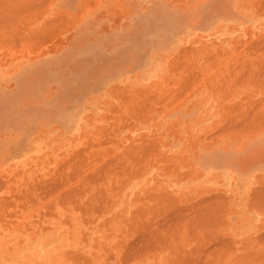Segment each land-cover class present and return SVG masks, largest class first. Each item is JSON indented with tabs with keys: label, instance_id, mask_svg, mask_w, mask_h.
Segmentation results:
<instances>
[{
	"label": "rangeland",
	"instance_id": "obj_1",
	"mask_svg": "<svg viewBox=\"0 0 264 264\" xmlns=\"http://www.w3.org/2000/svg\"><path fill=\"white\" fill-rule=\"evenodd\" d=\"M33 1L0 0V264H113L181 186L257 189L264 0Z\"/></svg>",
	"mask_w": 264,
	"mask_h": 264
},
{
	"label": "crops",
	"instance_id": "obj_2",
	"mask_svg": "<svg viewBox=\"0 0 264 264\" xmlns=\"http://www.w3.org/2000/svg\"><path fill=\"white\" fill-rule=\"evenodd\" d=\"M218 178L219 177L217 175L208 174V175H204L202 177V180H200L197 183V185L181 186L175 193L178 195L179 197L178 199H181L186 204H188L187 206L178 209L177 214L180 215V219L182 220H179L178 224L176 222H172L174 225L171 222H169L167 224L168 226L166 225L164 227L165 229L163 228V231L164 230L165 231L163 233L162 238H154V239L152 238L153 240H151V238H146V239L140 238V239L132 240L130 245L132 249H134L133 247H136L138 249L137 246H139L140 244H141L140 246L142 247L140 246L139 247L143 248L145 244L147 245V241L149 239L151 241L155 240L154 241L155 246H152L153 242H149L152 243L151 244L152 247L148 249V247H150L149 245L147 247V251L145 250L146 248L144 247L145 249H143V251L145 252V254L143 251H141V253L143 252V255L141 256L140 253H138L139 250L131 249L132 251L130 250V252L134 254L130 253L131 254V255L129 254L130 257L127 256L128 258L126 256H125L126 258L125 257L118 258L117 256H115L113 260V264H126L125 261L127 262V259H128L127 264H198V263L200 264L202 261L203 262L206 261V264H210V263L211 264H264L263 261L264 253H262L264 252V237H262L264 236V205L262 206V202L264 201V199H262L264 198V191H263L264 173L256 175V180L253 181L257 183L256 191L254 189L252 190L251 188L242 187L240 189L238 188V186L234 185L233 181L230 178L225 177V180H221V181L217 180ZM219 182L220 183L222 182V185H219L218 184ZM219 189L222 191H219ZM253 191L257 194V196ZM260 192L261 195H259ZM217 193L221 198L218 195L216 196ZM219 193L223 196H221ZM210 195H214V196L212 197ZM222 197H224L223 200ZM213 198L215 200H213ZM226 198L228 201L227 203L225 202ZM219 199H221L220 204H219ZM223 201L225 204L222 203ZM257 202L259 203L257 204ZM212 204L213 205L215 204L216 206H213ZM205 205H206V209H205ZM224 205H227V209L224 208ZM217 206H219L220 208H218ZM213 207H215L216 209H214ZM218 209L224 210L222 211V213H224L225 215V220L219 221L221 223L217 222L218 220L217 215L219 214V212H217L219 211ZM204 210H206V212ZM216 212L217 214H215ZM174 214L176 213L172 212V215ZM212 214L214 215V217L212 216ZM215 217H217L216 218L217 220L215 219ZM209 220H211L212 223ZM216 223L218 224L216 225ZM189 224L190 226L188 227ZM209 224L211 225L213 224V225L209 226ZM169 225L173 227L171 228ZM214 225L216 226L214 227ZM168 227L169 229H167ZM202 231H205L204 234ZM188 233L190 235H188ZM206 233L208 235H206ZM165 234L167 235L165 236ZM176 237H178V239L175 240ZM206 238H208V240ZM218 238H220L219 241L217 240ZM224 238L227 239L228 242L231 241L230 245L232 246L226 245L227 241ZM161 239L163 240V242L164 241L166 242L162 243ZM223 239L226 247H229L228 249L232 248V250L225 249L226 247L224 246ZM156 240L158 242H156ZM214 240L217 241L218 243L221 241L218 248L221 245L222 247L224 246V248L221 247V250H219L218 253H215L217 252L216 250H218V248H215L217 246V242H215ZM142 241L144 242V244L138 243ZM213 242L216 243L215 244L216 246L213 245L214 244ZM208 245L209 246L211 245L212 249L213 248L216 249L215 252H213L214 249L211 251L213 252V255L209 253L211 249ZM157 247L159 248V250ZM152 248L155 249L153 250ZM202 248L204 249V252H201L203 251ZM207 248L210 249L209 252L207 251L208 250ZM135 252L138 253V255H136ZM250 252L253 253L250 254ZM203 253H205L204 254L205 258L200 257L203 256ZM260 253L261 255H259ZM220 255H222V258ZM131 257L133 258L130 260ZM184 257L186 259H184ZM213 257L216 259H214ZM123 258H124V262L123 260H121ZM186 260L188 261L191 260V261L186 262ZM208 260L209 261L211 260V262H208ZM196 261L198 262L196 263ZM203 262L202 264H205Z\"/></svg>",
	"mask_w": 264,
	"mask_h": 264
},
{
	"label": "bare ground",
	"instance_id": "obj_3",
	"mask_svg": "<svg viewBox=\"0 0 264 264\" xmlns=\"http://www.w3.org/2000/svg\"><path fill=\"white\" fill-rule=\"evenodd\" d=\"M43 1H44V0H43ZM46 1H47V0H46ZM48 1H49V0H48ZM32 2H35V1L32 0ZM36 2L38 3L39 1H36ZM36 2H35L36 6H35V5L33 6V7H36V9L33 8V9H35V10H37L38 7H40L41 10H42V7H41V6L44 5V4H47V2H45V3L42 2V3H43L42 5L37 6V3H36ZM246 2H248V1H246ZM246 2H245V3H246ZM39 3H41V2H39ZM39 3H38V4H39ZM51 3H52V1H51ZM261 3H262V2H261ZM5 4H8V3H5ZM24 4H25V3H24ZM26 4H27V3H26ZM31 4H32V3H31ZM33 4H34V3H33ZM246 4H247V3H246ZM256 4H257V3H256ZM259 4H260V3H259ZM254 5H255V4H254ZM262 5H263V4H262ZM3 6H5V5H3ZM7 6H10V5L8 4ZM47 6H48V5H46V7H47ZM240 7L242 8V7H243V4H242ZM257 7H258V6H257ZM44 8H45V6H43V9H44ZM261 8H263V6H262ZM237 9H238V7H237ZM244 9H245V8H244ZM259 9H260V8H258V11H259ZM263 9H264V8H263ZM35 10H34V12H35ZM38 10H39V9H38ZM242 10H243V9H242ZM43 11H44V10H43ZM244 11H245V10H244ZM244 11H243V12H244ZM258 11H257V12H258ZM39 12H40V10H39ZM36 13H37V12H36ZM36 13H34V14H36ZM61 13H62V12H61ZM259 13H260V12H259ZM37 15H38V16H39V15L41 16L42 14L40 13V14H37ZM82 21H83V20H82ZM213 22H214V21H213ZM229 22H231V21H229ZM32 23H33V22H32ZM223 23H224V22H223ZM229 24H230V23H229ZM234 25H235V24H234ZM237 27H238V26H237ZM34 30H35V29H34ZM35 32H39V31H35ZM201 32H202V31H201ZM210 32H211V30H210ZM214 32H215V31H214ZM206 33H207V32H206ZM181 35H182V34H181ZM181 35H180V36H181ZM207 35H208V34H207ZM215 35H216V34H215ZM182 36H183V35H182ZM185 36H187V35H185ZM192 36H193V35H192ZM212 36H213V35H212ZM207 37H208V36H207ZM258 37H259V36H258ZM186 39H187V38H186ZM179 41H180V40H179ZM186 41H187V40H186ZM254 41H255V40H254ZM187 42H188V41H187ZM243 42H244V41H243ZM243 42H242V43H243ZM260 42H261V40H260ZM244 43H245V42H244ZM250 43H251V42H250ZM253 43H254V42H253ZM183 44H185V43H183ZM247 45H248V44H247ZM251 45H253V44H251ZM259 45H260V44H259ZM262 45H263V44H262ZM170 46H171V45H170ZM180 46H182V45H180ZM241 46H242V45H241ZM244 46H245V44H244ZM249 46H250V45H249ZM249 46H248V47H249ZM187 47H188V46H187ZM248 47H247V48H248ZM261 47H262V46H261ZM235 48H236V46H235ZM251 48H252V46H251ZM259 48H260V47H259ZM175 49H176V48H175ZM183 49H185V48L183 47ZM191 49H192V47H191ZM237 49H238V48H236V50H237ZM239 49H241V48H239ZM252 49H253V48H252ZM181 50H182V49H180L179 52H182V51H183L182 54H184V51H185V50H182V51H181ZM188 50H189V48H188ZM216 50H217V49H216ZM236 50H235V51H236ZM247 50H248V49H247ZM258 50H259V49H258ZM258 50H257V51H258ZM261 50H262V49H261ZM168 51H169V50H168ZM168 51H167V52H168ZM173 51H174V50H173ZM194 51H195V50H194ZM218 51H219V50H218ZM262 51H263V50H262ZM165 52H166V51H165ZM165 52H164V53H165ZM186 52H187V50H186ZM186 52H185V53H186ZM190 52H191V51H190ZM241 52H242V51H241ZM246 52H247V51H246ZM248 52H249V50H248ZM157 53H158V52H157ZM217 53H218V52H217ZM235 53H236V52H235ZM237 53H238V52H237ZM254 53H255V51H254ZM161 54H162V53H161ZM161 54H160V55H161ZM171 54H172V53H171ZM175 54H176V51H175ZM175 54H174V55H175ZM188 54H189V53H188ZM246 54H247V53H246ZM179 55H180V54H179ZM185 55H186V54H185ZM219 55H220V54H219ZM223 55H224V54H223ZM249 55H250V54H249ZM251 55L254 56V54H251ZM155 56H156V55H155ZM169 56H171V55H169V53H168V57H169ZM175 56H178V54H176ZM175 56L173 57V59L177 58V57H175ZM182 56H183V55H182ZM220 56H221V55H220ZM230 56H231V55H230ZM241 56H242V55H241ZM161 57H162V56H161ZM168 57H167V58H168ZM179 57H181V55H180ZM193 57H194V56H193ZM205 57H206V56H205ZM212 57H213V56H211V58H212ZM225 57H226V56H225ZM243 57H244V56H243ZM258 57H259V56H258ZM151 58H152V55H151ZM165 58H166V57H165ZM189 58H190V57H189ZM209 58H210V55H209ZM211 58H210V59H211ZM239 58H241V57H239ZM153 59H154V58H153ZM160 59H161V58H159V60H160ZM168 59H169V58H168ZM168 59H167V60H168ZM171 59H172V58H171ZM171 59H169L170 61H167L168 64L173 60V59H172V60H171ZM213 59H214V58H213ZM177 60H179V59H177ZM204 60H205V59H204ZM224 60H225V59H224ZM157 61H158V60H157ZM182 61H183V60H182ZM220 61H221V60H220ZM240 61H241V60H240ZM242 61H243V60H242ZM246 61H247V60H246ZM161 62H162V61H161ZM161 62H160V63H161ZM190 62H191V61H190ZM216 62H217V61H215V63H216ZM248 62H249V61H248ZM160 63H159V64H160ZM174 63H175V62H174ZM180 63H181V62H180ZM215 63H214V64H215ZM243 63H244V61H243ZM246 63H247V62H246ZM263 63H264V62H263ZM156 64L158 65V63H156ZM175 64H176V63H175ZM182 64H183V63H182ZM214 64H213V65H214ZM217 64H218V63H217ZM221 64H222V63H221ZM221 64H220V65H221ZM248 64H249V63H248ZM250 64H252V63H250ZM169 65H171V64H169ZM173 65H174V64H173ZM176 65H177V64H176ZM185 65H187V64H185ZM213 65H212V66H213ZM243 65H244V64H243ZM246 65H247V64H246ZM257 65H259V64H257ZM164 66H166V65H164ZM171 66H172V65H171ZM178 66H180V65H178ZM195 66H196V65H195ZM231 66H232V64H231ZM234 66H235V65H234ZM241 66H242V65H241ZM162 67H163V65H162ZM184 67H185V66H184ZM210 67H211V66H210ZM236 67H237V66H236ZM238 67H239V66H238ZM238 67H237V68H238ZM242 67H243V66H242ZM245 67H247V66H245ZM245 67H244V68H245ZM251 67H252V66H251ZM261 67H262V66H261ZM263 67H264V66H263ZM173 68H175V67L173 66ZM179 68H181V67H179ZM190 68H191V67H190ZM216 68H217V65H216ZM249 68H250V67H249ZM257 68H259V67H257ZM160 69H161V68H160ZM170 69H172V67H171ZM175 69H176V68H175ZM177 69H178V68H177ZM191 69H192V68H191ZM197 69H198V68H197ZM217 69H218V68H217ZM222 69H223V68H222ZM245 69H246V68H245ZM251 69H253V68H251ZM263 69H264V68H263ZM151 70H152V69H151ZM173 70H174V69H173ZM189 70H190V69H189ZM189 70H188V71H189ZM223 70H224V69H223ZM233 70H235V68H234ZM236 70H237V69H236ZM156 71H157V70H156ZM221 71H222V70H221ZM230 71H231V70H230ZM230 71H229V72H230ZM249 71H250V70H249ZM263 71H264V70H263ZM159 72H160V71H159ZM168 72H169V71H168ZM173 72H174V71H173ZM183 72H184V71H183ZM223 72H224V71H223ZM229 72H228V74H229ZM233 72H234V71H233ZM254 72H255V71H254ZM261 72H262V71H261ZM188 73H189V72H188ZM240 73H241V72H240ZM245 73H246V72H245ZM257 73H258V72H257ZM262 73H263V72H262ZM262 73H261V74H262ZM179 74H180V73H179ZM191 74H193V73H191ZM246 74H247V73H246ZM155 75H156V74H155ZM174 75H175V74H174ZM176 75H177V74H176ZM198 75H199V74H198ZM255 75H256V74H255ZM258 75H259V74H258ZM262 75H263V74H262ZM156 76H157V75H156ZM169 76H170V75H169ZM181 76L183 77V75H181ZM185 76H186V75H185ZM190 76H191V75H190ZM217 76H218V75H217ZM233 76H235V75L233 74ZM238 76H239V75H238ZM242 76H243V75H242ZM163 77H164L163 79H166L165 76H163ZM193 77H195V76H193ZM193 77H192V78H193ZM198 77H199V76H198ZM250 77H252V76H250ZM258 77H259V76H257V79H258ZM260 77H261V76H260ZM160 78H162V77H160ZM187 78H188V77H187ZM209 78L212 80L211 77H209ZM229 78H230V76H229ZM239 78H241V77H239ZM163 79H162V80H163ZM189 79H191V78H189ZM196 79H197V77H196ZM232 79H233V78H232ZM232 79H231V80H232ZM237 79H238V77H237ZM237 79H236V80H237ZM245 79H246V76H245ZM248 79H249V78H248ZM255 79H256V77H255ZM182 80H183V79H182ZM182 80H181V81H182ZM184 80H185V79H184ZM184 80H183V81H184ZM213 80L215 81V79H213ZM158 81H159V80H158ZM198 81H200V80H198ZM204 81L206 82L205 79H204ZM207 81H208V79H207ZM219 81H220V80H219ZM223 81H224V80H223ZM223 81H222V82H223ZM241 81H243V79H242ZM245 81H246V80H245ZM257 81H258V80H257ZM178 82H179V81H178ZM193 82H195V79H194ZM196 82H197V81H196ZM234 82H235V81H234ZM253 82H254V81H253ZM258 82H259V81H258ZM262 82H264V81H262ZM186 83H187V82H186ZM207 83H208V82H207ZM207 83H206V84H207ZM215 83H216V82H215ZM232 83H233V80H232ZM236 83H237V81H236ZM245 83H246V82H244V84H245ZM248 83H249V82H248ZM250 83H252V82H250ZM193 84H194V83H193ZM240 84H241V83H240ZM258 84H259V83H258ZM189 85H190V84H189ZM197 85H198V84H197ZM222 85L224 86L225 83H223ZM234 85H236V84L234 83ZM250 85H252V84H250ZM254 85H256V84H254ZM187 86H188V85H187ZM237 86H238V85H237ZM197 87H199V86H197ZM208 87H209V85H208ZM208 87H207V88H208ZM220 87H221V86H220ZM235 87H236V86H235ZM256 87H257V85H256ZM188 88H189V87H188ZM192 88H193V87H192ZM200 88H201V87H200ZM200 88H199V89H200ZM211 88H212V87H211ZM218 88H219V87H218ZM218 88H217V89H218ZM177 89H178V88H177ZM181 89H182V88H181ZM197 89H198V88H197ZM217 89H216V90H217ZM224 89H225V88H223V90H224ZM226 89H227V88H226ZM209 90H210V89H209ZM220 90H221V89H220ZM180 91H181V90H180ZM192 92H194V90H193ZM196 92H197V91H196ZM218 92H219V91H218ZM225 92H226V91H225ZM230 92H231V91H229V93H230ZM232 92H233V91H232ZM253 92H254V91H253ZM214 93H215V92H214ZM229 93H228V94H229ZM183 94H184V93H183ZM187 94H188V93H187ZM216 94H217V93H216ZM181 95H182V93H181ZM189 95H190V94H189ZM186 96H187V95H186ZM190 96H192V95H190ZM224 96H225V95H224ZM180 98H181V97H180ZM223 99H224V98H223ZM226 99H227V98H226ZM241 99H242V98H241ZM174 100H175V99H174ZM182 100H183V98H182ZM182 100H181V101H182ZM246 100H247V99H246ZM223 101H224V100H223ZM171 102H172V101H170V103H171ZM238 102H239V101H238ZM259 102H260V101H259ZM177 103H178V102H177ZM239 103L241 104V102H239ZM253 103H254V102H253ZM234 104H235V106L237 105L236 103H234ZM256 104H257V103H256ZM169 105H170V104H169ZM169 105H168V106H169ZM177 105H178V104H177ZM258 105H259V104H258ZM235 106H234V107H235ZM227 107L230 108V106H227ZM227 107H226V108H227ZM231 107H233V105H232ZM234 107H233V108H234ZM236 107H237V106H236ZM238 107H239V106H238ZM238 107H237V108H238ZM240 107H241V106H240ZM235 109H236V108H235ZM229 110H231V109H229ZM240 110H241V109H240ZM219 111H220V110H219ZM256 111H257V110H256ZM226 112H228V111H226ZM231 112L233 113V111H231ZM248 112H249V111H248ZM251 112H252V111H251ZM241 113H242V110H241ZM223 116H224V114H223ZM221 117H222V116H221ZM224 117H225V116H224ZM228 117H229V116H228ZM222 119H223V118H222ZM256 119H257V118H256ZM259 120H260V119H259ZM227 122H228V121H227ZM244 122H245V121H244ZM250 124H251V123H250ZM263 124H264V123H263ZM223 125H224V124H223ZM245 125H246V124H245ZM214 126H215V125H214ZM224 126H225V125H224ZM224 126H223V127H224ZM231 126H232V125H230V127H231ZM233 126H234V125H233ZM233 126H232V129L234 128ZM237 126H238V125H237ZM242 126H244V125L242 124ZM242 126L239 125L240 128H241ZM263 126H264V125H263ZM218 127H219V126H218ZM235 127H236V126H235ZM239 127H238V128H239ZM247 127H248V126H247ZM219 128H222V127H219ZM238 128H237V132H238ZM242 128H243V127H242ZM242 128H241V129H242ZM262 128H264V127H262ZM226 129H227V127H226ZM230 129H231V128H230ZM245 129H246V128H245ZM219 130H220V129H219ZM246 130H247V129H246ZM223 131H224V130H223ZM223 131H222V132H223ZM230 131L233 132L232 130H230ZM235 131H236V129H235ZM239 131H241V130H239ZM243 131H244V129H243ZM247 131H248V130H247ZM241 132H242V131H241ZM250 132H251V134H252V133H254V132H256V131H250ZM223 133H224V136H225V133H227V130H226L225 132H223ZM233 133H234V132H233ZM239 133H240V132H239ZM228 134H229V133H228ZM237 134H238V133H237ZM237 134H236V135H237ZM244 134H246V133H244ZM210 135H211V134H210ZM216 135H217V134H216ZM226 135H227V134H226ZM247 135H248V134H247ZM211 136H212V135H211ZM234 136H235V135H234ZM234 136H233V138H234ZM237 136H238V135H237ZM209 137H210V136H209ZM217 137H218V136H217ZM229 137H230V135H229ZM213 138H214V136H213ZM230 138H231V137H230ZM236 138H237V137H236ZM236 138H235V139H236ZM207 139H208V137H207ZM214 139H215V138H214ZM238 139H239V137H238ZM238 139H237V140H238ZM217 140H218V139H217ZM231 140H232V139H231ZM214 141H215V140H214ZM83 167H84V166H83ZM191 173H192V171H191ZM111 180H112V179H111ZM106 190H107V188H106ZM252 190H253V189H252ZM259 190H260V189H259ZM255 191H256V190H255ZM263 191H264V190H263ZM251 192H252V191H251ZM253 192H254V191H253ZM254 193H255V192H254ZM254 193H253V194H254ZM219 194H220V193H219ZM253 194H252V196H253ZM255 194H256V193H255ZM217 195H218V193L216 194V196H217ZM220 195H221V194H220ZM250 195H251V194H250ZM259 195H261V192H260ZM259 195H258V196H259ZM262 195H263V194H262ZM210 196L213 197L214 195H210ZM218 196H219V195H218ZM221 196H223V195H221ZM256 196H257V194H256ZM219 197H220V196H219ZM214 198H215V197H214ZM214 198H213V200H215ZM216 198H217V197H216ZM220 198H221V197H220ZM223 198H224V197H222V200H223ZM252 198H253V197H252ZM254 198H255V197H254ZM260 198H261V197H260ZM260 198H259V200H260ZM262 199H264V198H262ZM213 200H212V201H213ZM220 200H221V199H219V204H220ZM226 200H227V198L225 199V202H226ZM250 200H251V199H250ZM250 200H249V201H250ZM257 200H258V199H257ZM205 201H206V200H205ZM209 201H211V200H209ZM209 201H208V202H209ZM102 202H103V201H102ZM208 202H207V203H208ZM213 202H214V201H213ZM217 202H218V200H217ZM263 202H264V201H263ZM263 202H262V206L264 205ZM96 203H97V202H96ZM109 203H111V202H109ZM203 203H204V202H203ZM211 203H212V202H211ZM211 203H210V204H211ZM222 203L225 204L224 201H223ZM222 203H221V204H222ZM258 203H259V202H257V204H258ZM205 204H206V203H205ZM210 204H209V205H210ZM88 205H89V204H88ZM212 205H213V204H212ZM216 205H217V203H216ZM216 205L214 204L213 206H216ZM249 205H250V204H249ZM203 206H204V205H203ZM220 206H221V205H220ZM260 206H261V205H260ZM101 207H102V206H101ZM217 207L220 208L219 206H217ZM221 207H222V206H221ZM213 208L216 209L215 207H213ZM224 208H225V205H224ZM205 209H206V205H205ZM222 209H223V208H222ZM100 210H101V209H100ZM218 210H219V209H218ZM138 211H141V210H138ZM204 211L206 212V210H204ZM208 211H209V209H208ZM222 211H224V210H222ZM134 212H135V211H134ZM217 212H219V211H217ZM217 212H216L215 214H217ZM131 213H132V212H131ZM159 213H160V212H159ZM208 213H209V212H208ZM213 213H214V212H213ZM220 213H221V212H220ZM139 214H140V213H139ZM206 214H207V213H206ZM212 216L214 217L213 214H212ZM218 216H219V215H218ZM131 217H132V216H131ZM206 217H208V216H206ZM209 217H210V216H209ZM155 218H156V217H155ZM168 218H169V217H168ZM178 218H179V217H178ZM210 218H211V217H210ZM216 218H217V217H215V219H216ZM219 218H220V217H219ZM153 219H154V218H153ZM160 219H161V218H160ZM208 219H209V218H208ZM215 219H214V220H215ZM217 219H218V218H217ZM217 219H216V220H217ZM167 220H168V219H167ZM174 220H175V219H174ZM180 220H182V219H180ZM218 220H219V219H218ZM218 220H217V222H219ZM162 221H163V219H162ZM162 221H161V222H162ZM164 221H165V220H164ZM164 221H163V222H164ZM168 221H169V220H168ZM175 221H176V220H175ZM175 221H174V222H175ZM205 221H206V218H205ZM209 221H211V220H209ZM142 222H143V221H142ZM144 222H145V221H144ZM163 222H162V223H163ZM169 222H170V221H169ZM178 222H179V221H178ZM178 222L176 221L177 224H178ZM148 223H149V222H148ZM156 223H157V221H156ZM159 223H160V222H159ZM171 223H172V222H171ZM211 223H212V221H211ZM219 223H221V222H219ZM142 224H143V223H142ZM149 224H150V223H149ZM149 224H146V225L148 226ZM160 224H161V223H160ZM160 224H158V225H160ZM167 224H168V223H167ZM167 224H166V223H165V225L163 224V225H164V226L162 225L163 227H162L161 225H160V226H161L162 228H164ZM172 224H173V223H172ZM180 224H183V223H180ZM217 224H218V223H216V225H217ZM151 225H152V224H150V229H151V227H152ZM170 225H171V224H170ZM170 225H169V226H170ZM173 225H174V224H173ZM210 225H211V224H209V226H210ZM212 225H213V224H212ZM212 225H211V226H212ZM216 225H214V227H215ZM160 226H158V229H159ZM167 226H168V225H167ZM179 226H180V225H179ZM189 226H190V224L188 225V227H189ZM143 227H144V226H143ZM170 227L172 228L173 226H170ZM206 227H207V226H206ZM138 228H139V227H138ZM171 228H170V230H171ZM178 228H179V227H178ZM180 228H181V227H180ZM196 228H197V227H196ZM145 229H146V228H143V232H144ZM147 229H148V231H149V228H148V227H147ZM164 229H165V228H164ZM167 229H169V227H168ZM173 229H174V228H173ZM173 229H172V230H173ZM206 229H207V228H206ZM136 230H137V229H136ZM160 230L163 231L161 228H160ZM190 230H191V229H190ZM148 231H146V232H148ZM153 231H154V230H153ZM164 231H165V230H164ZM191 231H192V230H191ZM191 231H190V232H191ZM121 232H122V231H121ZM159 232H160V231H159ZM171 232H172V231H171ZM190 232H189V233H190ZM202 232H203V234H204L205 231H202ZM103 233H104V232H103ZM148 233H150V232H148ZM148 233H146V234H148ZM176 233H177V232H176ZM189 233H188V235H190ZM138 234H139V233H138ZM144 234H145V233H144ZM173 234H174V233H173ZM173 234H172V235H173ZM141 235H143V233H142ZM166 235H167V234H165V236H166ZM206 235H208V234L206 233ZM210 235H211V233H210ZM149 236H150V234H149ZM165 236H164V237H165ZM203 236H205V235H203ZM143 237H144V236H142L141 239H144V238L147 237V236L145 235V237H144V238H143ZM152 237H154V236L152 235ZM155 237H158V235H157L156 233H155ZM160 237H161V236H159V238H160ZM213 237H214V236H213ZM219 237H221V236H219ZM262 237H264V236H262ZM139 238H140V236H139ZM139 238H138V239H139ZM145 239H146V238H145ZM166 239H167V238H166ZM173 239H174V238H173ZM176 239H178V237H176L175 240H176ZM206 239L208 240V238H206ZM211 239H212V238H211ZM219 239H220V238H218L217 240L219 241ZM224 239H225V238H224ZM224 239H223V243H224ZM147 240H148V239H147ZM149 240H150V239H149ZM149 240L147 241V245L145 244V246H143V248H140V247H142V246H140L141 244H140V245L138 244V245L140 246V247L137 246L138 249H137L136 247H133L134 249H132V247H130L131 244L129 245V248H131L132 250H139L138 253H140V256H141V255H143V252H144L143 249L146 248L145 250L147 251V247H148L149 245H150V247H148V249L151 248L152 246H155V245H154V241H155V240H154V241H151V240H153L152 238H151L150 241H149ZM168 240H169V238H168ZM175 240H174V241H175ZM225 240L227 241V244H226V245L229 246L230 243H231V241L228 242L227 239H225ZM90 241H91V240H90ZM136 241H137V240H136ZM143 241H144V240H143ZM143 241H142V242H138V243H143V244H144L145 241H144V242H143ZM161 241H162V243L166 242V241L163 242L162 239H161ZM205 241H206V240H205ZM214 241H215V240H214ZM226 241H225V242H226ZM149 242H153V244H152V243H149ZM156 242H158V241L156 240ZM156 242H155V243H156ZM215 242H217V241H215ZM220 242H221V241H220ZM220 242H219V243L217 242V246L215 245L216 243L213 242V243H214L213 245L216 246L215 248H218V246L220 245ZM136 243H137V242H136ZM148 243H149V244H148ZM159 243H160V242H159ZM206 243H207V242H206ZM133 244H134V243H133ZM151 244H152V246H151ZM157 244H158V243H157ZM207 244H208V243H207ZM221 244H222V243H221ZM232 244H233V243H232ZM134 245H135V244H134ZM134 245H133V246H134ZM161 245H162V244H161ZM166 245H167V244H166ZM226 245H225V243H224V246H225V247H226ZM123 246H125V245H123ZM135 246H136V245H135ZM162 246H163V245H162ZM203 246H204V245H203ZM208 246H209V245H208ZM224 246L222 247V245H221V246L218 248V250H216L215 248H213V249H214L213 252H215V250H216L217 252H215V253H218L219 250H221V247L224 248ZM230 246H232V245H230ZM144 247H145V248H144ZM200 247H201V246H200ZM209 247H210L211 250L207 248V249H208L207 251L209 252V250H210L209 253H211V254L213 255V252H211V251L213 250V249L211 248V245H210ZM212 247H213V246H212ZM121 248H122V247H121ZM129 248H128V250H129ZM135 248H136V249H135ZM157 248H158V247H157ZM194 248H195V247H194ZM198 248H199V247H198ZM204 248H205V247H204ZM228 248H229V247H226L225 249H226V250H232L231 247H230L231 249H228ZM125 249H126V246H125ZM152 249H153V248H152ZM154 249H155V248H154ZM154 249H153V250H154ZM202 249H203V248H202ZM126 250H127V249H126ZM132 250H131V251H132ZM150 250H151V249H150ZM158 250H159V248H158ZM223 250H224V249H223ZM141 251H143V252L141 253ZM148 251H149V250H148ZM151 251H152V250H151ZM180 251H182V250H180ZM200 251H201V250H200ZM200 251H199V252H200ZM201 252H204V249H203V251H201ZM208 252H207V253H208ZM130 253H131V252H129V254H130ZM135 253H136V252H135ZM138 253H136V255H138ZM180 253H181V252H180ZM186 253H187V252H186ZM251 253H253V252H250V254H251ZM262 253H264V252H262ZM129 254H128V257H130ZM131 254H134V253H131ZM131 254H130V255H131ZM144 254H145V252H144ZM204 254H205V253H203V256H200V257H204V256H205ZM211 254H210V255H211ZM250 254H249V255H250ZM124 255H125V254H124ZM195 255H196V254H195ZM249 255H248V256H249ZM252 255H253V254H252ZM259 255H261V253H260ZM259 255H258V256H259ZM262 255H263V254H262ZM214 256H215V254H214ZM220 256H221V258H222V255H220ZM123 257H125V256H123ZM126 257H127V255H126ZM126 257H125V258H126ZM128 257H127V258H128ZM200 257H199V258H200ZM217 257H218V256H217ZM223 257H224V255H223ZM259 257H260V256H259ZM261 257H262V256H261ZM132 258H133V257H131L130 260H131ZM195 258H197V257H195ZM204 258H205V257H204ZM213 258H214V257H213ZM184 259H186V258L184 257ZM187 259H188V256H187ZM214 259H216V258H214ZM254 259H256V258H254ZM121 260H123V262H124V258L121 259ZM192 260H193V259H192ZM197 260H198V259H197ZM187 261H188V260H186V262H187ZM190 261H191V260H190ZM190 261H188V262H190ZM213 261H214V260H213ZM213 261H212V262H213ZM263 261H264V258H263ZM121 262H122V261H121ZM123 262H122V263H123ZM179 262H180V261H179ZM194 262H195V261H194ZM194 262H192V263H194ZM197 262H198V261H196V263H197ZM200 262H201V261H200ZM202 262H203V261H202ZM202 262H201L200 264H202ZM208 262H211V260H210V261L208 260ZM125 263H126V264L128 263V259H127V262L125 261ZM203 263L206 264V261L203 262ZM198 264H199V263H198ZM210 264H211V263H210Z\"/></svg>",
	"mask_w": 264,
	"mask_h": 264
}]
</instances>
